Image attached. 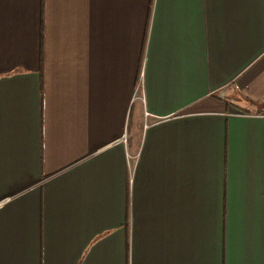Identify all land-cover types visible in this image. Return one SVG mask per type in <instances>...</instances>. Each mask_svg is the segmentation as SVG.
I'll list each match as a JSON object with an SVG mask.
<instances>
[{"label": "crops", "instance_id": "0c3cea01", "mask_svg": "<svg viewBox=\"0 0 264 264\" xmlns=\"http://www.w3.org/2000/svg\"><path fill=\"white\" fill-rule=\"evenodd\" d=\"M0 264H264V0H0Z\"/></svg>", "mask_w": 264, "mask_h": 264}, {"label": "built area", "instance_id": "2783aa9c", "mask_svg": "<svg viewBox=\"0 0 264 264\" xmlns=\"http://www.w3.org/2000/svg\"><path fill=\"white\" fill-rule=\"evenodd\" d=\"M218 99H224L225 97V90H220L217 94H216Z\"/></svg>", "mask_w": 264, "mask_h": 264}]
</instances>
